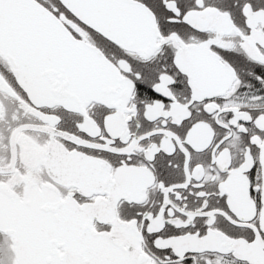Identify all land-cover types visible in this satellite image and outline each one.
I'll use <instances>...</instances> for the list:
<instances>
[{
	"label": "snow or ice",
	"instance_id": "1",
	"mask_svg": "<svg viewBox=\"0 0 264 264\" xmlns=\"http://www.w3.org/2000/svg\"><path fill=\"white\" fill-rule=\"evenodd\" d=\"M0 264H264V0H0Z\"/></svg>",
	"mask_w": 264,
	"mask_h": 264
}]
</instances>
